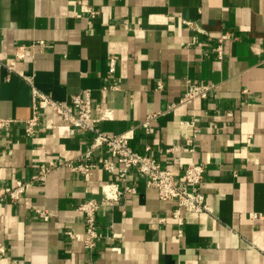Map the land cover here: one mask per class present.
I'll return each instance as SVG.
<instances>
[{
  "label": "crops",
  "instance_id": "crops-1",
  "mask_svg": "<svg viewBox=\"0 0 264 264\" xmlns=\"http://www.w3.org/2000/svg\"><path fill=\"white\" fill-rule=\"evenodd\" d=\"M222 32L232 37L218 58ZM263 55L264 0H0V116L16 119L0 128L1 186L31 180L51 160L76 163L92 142V132L71 134L44 106L27 132L32 84L61 101L90 89L103 130L134 127L133 147L178 171L203 163L210 207L182 209L181 225L177 202L132 169L119 183L137 192L101 206L107 235L90 251L65 231H85L78 204L101 199L102 185L117 178L102 166L88 175L61 163L16 202L0 201V264H264V218L251 217L264 215ZM212 82L207 98L170 109L189 84ZM151 111L162 114L147 131Z\"/></svg>",
  "mask_w": 264,
  "mask_h": 264
},
{
  "label": "built area",
  "instance_id": "built-area-1",
  "mask_svg": "<svg viewBox=\"0 0 264 264\" xmlns=\"http://www.w3.org/2000/svg\"><path fill=\"white\" fill-rule=\"evenodd\" d=\"M90 13H95L94 9L89 7ZM229 32H222L218 38V44L215 48L218 58H223L224 41L231 38ZM19 57H22V50L25 46L20 47ZM117 55L110 57L109 71L114 73L117 65ZM264 65V55L261 59ZM9 70L13 69L12 64L6 66ZM159 88L163 87L162 82L158 84ZM215 83H191L188 85L184 95L178 103L171 104L170 109L178 105L191 103L196 99H205L211 92L216 89ZM107 88V87H106ZM33 89V116L26 120V131L31 133L35 126L39 124L42 117L41 108L50 107L67 123L71 134L90 131L93 133L92 142L87 151L80 154L76 163L63 161L60 163L51 160L42 163L38 172L31 180H17L14 184L0 185V201L16 202L22 195L31 188L35 182L42 181L45 183L48 174L59 164L70 166L75 171H83L90 175L97 166H102L108 174H114L117 179L105 182L102 185V198H90L80 202L77 209L83 212L85 221V231L77 233L68 229L65 233L71 239H78L83 242L85 249L92 251L98 242L104 238L105 234L98 224L97 214L103 205H113L121 198L134 194L137 188L121 185L119 181H124L130 170L138 172L146 181V184L155 187L163 201L175 200L177 207L173 211V216L179 224L185 222L181 210L188 212L210 211L209 204L206 201L205 193L202 189L203 175L205 166L201 162L191 161L185 164L181 170L163 166L162 163L147 151L141 152L136 150L131 141L135 136V128L131 127L120 133H111L102 129L101 121L105 117L104 110L100 106H95L92 102V92L90 89H83L70 96L69 101L57 100L51 95L43 92L32 84ZM161 112L151 111L142 126L150 131L152 122L156 120ZM15 118L0 116V128L9 126ZM185 123L194 125L195 120H188ZM103 150L99 158L94 157L96 150ZM148 149V148H147ZM38 216L48 220L50 215L44 209H36ZM251 217L264 218L260 212H252ZM163 220L165 218H162ZM182 231V230H181ZM7 253V246L0 242V259ZM92 264V263H91Z\"/></svg>",
  "mask_w": 264,
  "mask_h": 264
}]
</instances>
